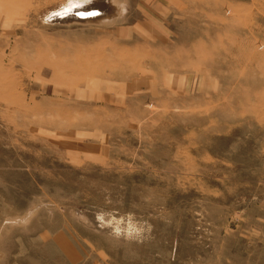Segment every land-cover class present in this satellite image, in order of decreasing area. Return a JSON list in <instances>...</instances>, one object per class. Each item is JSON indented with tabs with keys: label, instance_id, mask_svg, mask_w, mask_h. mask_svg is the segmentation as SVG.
Wrapping results in <instances>:
<instances>
[{
	"label": "rangeland",
	"instance_id": "1",
	"mask_svg": "<svg viewBox=\"0 0 264 264\" xmlns=\"http://www.w3.org/2000/svg\"><path fill=\"white\" fill-rule=\"evenodd\" d=\"M0 264H264V0H0Z\"/></svg>",
	"mask_w": 264,
	"mask_h": 264
},
{
	"label": "bare ground",
	"instance_id": "2",
	"mask_svg": "<svg viewBox=\"0 0 264 264\" xmlns=\"http://www.w3.org/2000/svg\"><path fill=\"white\" fill-rule=\"evenodd\" d=\"M68 8V7H67ZM69 10V9H68ZM97 10H99V8L98 7H87V8H82V9H80V8H75L74 9V11H76V13H78L79 15H82V16H85V17H87L88 16V13L89 12H96ZM72 11V10H71ZM67 13L68 11H62L61 13H60V16H64L63 14L64 13ZM100 12V11H99ZM98 12V13H99ZM72 13V12H71ZM66 15V14H65Z\"/></svg>",
	"mask_w": 264,
	"mask_h": 264
}]
</instances>
